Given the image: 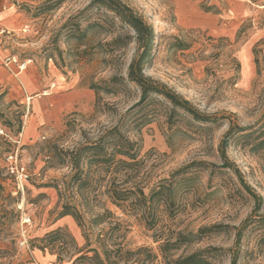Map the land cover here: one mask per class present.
<instances>
[{
  "label": "rangeland",
  "instance_id": "1",
  "mask_svg": "<svg viewBox=\"0 0 264 264\" xmlns=\"http://www.w3.org/2000/svg\"><path fill=\"white\" fill-rule=\"evenodd\" d=\"M123 1L154 26L157 39L145 72L218 120L201 129L181 110L170 116L163 97L139 102L135 86L117 95L97 93L93 83L126 75L138 44L113 49L110 41L132 30L113 23L109 10L93 7L92 0H21L22 20L0 43L3 55L32 59L16 75L0 58V185L14 197L8 224L0 223V264H99L77 257L93 256L94 248L103 257V249H117L113 242H122L123 255L131 251L120 264H174L172 257L198 249H209L210 264H231L236 253L237 264H264V148L253 143L256 135L240 131L264 121V0ZM205 3L216 7L207 11ZM121 122L139 142L138 178L145 191L162 178L173 179L175 202L166 206L155 197L152 215L131 213L101 193L99 202L91 196L82 225L72 215L54 221L59 196L51 184L71 173L60 163V149H73L84 134L94 139ZM231 125L228 156L262 195L259 212L240 175L221 168L219 144ZM9 152H17L30 173L24 193L8 173ZM181 167L184 172L174 176ZM104 189L101 182L99 191ZM106 207L114 217L94 223L93 215ZM247 218L238 250L237 232ZM58 227L56 251L41 250L39 240L32 245Z\"/></svg>",
  "mask_w": 264,
  "mask_h": 264
},
{
  "label": "trees",
  "instance_id": "2",
  "mask_svg": "<svg viewBox=\"0 0 264 264\" xmlns=\"http://www.w3.org/2000/svg\"><path fill=\"white\" fill-rule=\"evenodd\" d=\"M93 7H105L110 12V17L113 23L119 22L124 28L132 30L133 33H126V35H117L111 41L110 44L113 49L123 47L132 41H136L139 51L128 63L126 75L122 73H115L109 78H103L99 82L93 83L92 87L97 93L104 92L107 94L117 95L124 89H129L131 86H135L140 90V100L147 101L154 96H160L165 98L170 104V116L175 115L179 110L186 114H189L200 123L201 129H210L213 126L209 125L211 122H217L218 117L216 115L202 112L192 101L184 97L181 93L171 88L167 83L148 75L145 72V66L153 55V43L157 39L155 35L154 26L149 23L145 17L134 10L129 4L123 0H92ZM207 11H211L216 7L214 4L203 5ZM218 12V11H216ZM179 48H184L181 41ZM97 103V108L98 107ZM122 122L103 131L100 135L91 139L87 134H84L85 141L79 143L73 149H60V163L66 164L71 167V173L61 181H55L51 184L57 189L59 202L58 211L54 218V221L66 216L72 215L81 225L84 222L86 214L89 212L88 208L91 200V196L96 202H99V196L104 193L110 203L123 211H129L131 213H137L143 211L152 215L154 207V200L165 203L166 206L173 204L174 201V187L173 179L162 178L158 182L152 184L149 187V192L145 191L146 184L138 178L141 162L139 158V142L131 138L122 129ZM248 129V131H247ZM22 130V121L16 130L20 133ZM243 137H252L253 143L257 148H264V121L256 127L242 128ZM234 134V125L226 131L223 139L219 144L220 156L223 160L221 168L232 169L240 175V171L230 161L227 148L229 145V139ZM10 153V152H9ZM8 153V154H9ZM7 154V155H8ZM6 155V156H7ZM183 167L174 171V176L181 174ZM241 184H243L245 190L255 200V212H259L263 205V197L256 193V191L244 181L241 177ZM101 182L105 183L104 191H99V185ZM14 199L11 194H4V188L0 185V223L2 226L8 224L6 221L7 215L10 212L8 209L9 201ZM97 206V204H94ZM114 212L110 207H106L103 213H96L93 215V222L96 224H102L107 221V217H114ZM250 218V217H249ZM245 219L243 225L237 232L236 243L238 250H240V241L243 236V230L249 226L251 220ZM261 221L264 220V215H259ZM152 222V221H151ZM152 223L151 226H153ZM217 225H214V227ZM207 228L201 227L199 230L204 231ZM62 230L61 227L53 229L47 232L41 238H35L32 241V245L36 240L41 242L37 245L41 250L49 248L51 251H56L57 242L59 240V233ZM212 230V229H211ZM188 241H192L191 238H186ZM102 244V243H101ZM113 246H117V249H103V257L100 255V251L94 248L95 254L93 256L80 255L77 259L89 258L98 259L99 264H120V260H129L128 254L131 251H125L127 255L120 253L123 247L122 242H113ZM167 243L160 245L161 251L164 253ZM102 246V245H101ZM144 249L142 247L139 250ZM92 250V249H91ZM209 249H198L188 255H180L172 257L174 264H210L208 259ZM59 259H61L60 252ZM238 263V253L235 254L231 264Z\"/></svg>",
  "mask_w": 264,
  "mask_h": 264
},
{
  "label": "built area",
  "instance_id": "3",
  "mask_svg": "<svg viewBox=\"0 0 264 264\" xmlns=\"http://www.w3.org/2000/svg\"><path fill=\"white\" fill-rule=\"evenodd\" d=\"M26 27L24 30H27ZM10 29H2L0 31V43L3 40V37L8 36L11 34ZM0 58L3 62V64L14 74L18 75L22 71H24L28 64L31 62L32 59H26V60H20L17 55L15 54H2L0 49ZM14 66H17V69L14 68ZM7 161V170L10 176L14 179L16 185H17V192H25V187L27 182L30 179V173L28 172L26 166L21 163L19 159V154L17 152H10L6 156ZM27 239L23 241V243H26Z\"/></svg>",
  "mask_w": 264,
  "mask_h": 264
},
{
  "label": "crops",
  "instance_id": "4",
  "mask_svg": "<svg viewBox=\"0 0 264 264\" xmlns=\"http://www.w3.org/2000/svg\"><path fill=\"white\" fill-rule=\"evenodd\" d=\"M21 0H0V31L14 30L21 22L19 3Z\"/></svg>",
  "mask_w": 264,
  "mask_h": 264
}]
</instances>
